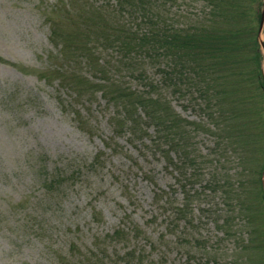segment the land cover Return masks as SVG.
<instances>
[{"label": "trees", "instance_id": "trees-1", "mask_svg": "<svg viewBox=\"0 0 264 264\" xmlns=\"http://www.w3.org/2000/svg\"><path fill=\"white\" fill-rule=\"evenodd\" d=\"M68 5L69 30H62L61 18L50 17L49 24L53 42L63 40L74 95L99 93L116 109L115 130L126 129L139 140L151 129L152 151L178 155L183 191L178 211L194 229L187 264L194 253L199 264H264V72L258 37L264 0H69ZM81 63L96 81L80 74ZM55 73L64 82L62 72ZM165 90L188 95L199 120L173 112ZM202 133L213 137L206 153L196 142ZM144 234L137 225L118 227L78 264H166ZM121 241L132 246L111 252L104 245Z\"/></svg>", "mask_w": 264, "mask_h": 264}, {"label": "rangeland", "instance_id": "rangeland-1", "mask_svg": "<svg viewBox=\"0 0 264 264\" xmlns=\"http://www.w3.org/2000/svg\"><path fill=\"white\" fill-rule=\"evenodd\" d=\"M67 3L0 0V264H78L101 236L133 225L166 264H187L194 229L178 211V155L152 151L151 129L139 140L115 130L116 109L99 93L74 95L63 40L53 42L49 24L61 18L69 30ZM79 71L96 81L83 63ZM148 74L156 80V72ZM163 95L187 121L202 116L188 95ZM212 138L196 137L201 151L211 149ZM104 245L111 252L132 246ZM188 264H199L196 253Z\"/></svg>", "mask_w": 264, "mask_h": 264}, {"label": "water", "instance_id": "water-1", "mask_svg": "<svg viewBox=\"0 0 264 264\" xmlns=\"http://www.w3.org/2000/svg\"><path fill=\"white\" fill-rule=\"evenodd\" d=\"M263 27H264V8L262 10L261 21H260V26H259V31H258L259 42H260V46H261V49H262V53L264 55V41H263V38H262ZM262 184H263V188H264V169H263V173H262Z\"/></svg>", "mask_w": 264, "mask_h": 264}]
</instances>
